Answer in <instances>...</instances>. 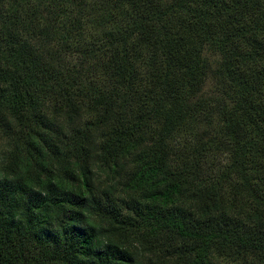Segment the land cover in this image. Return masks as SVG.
I'll use <instances>...</instances> for the list:
<instances>
[{"label": "trees", "instance_id": "16d2710c", "mask_svg": "<svg viewBox=\"0 0 264 264\" xmlns=\"http://www.w3.org/2000/svg\"><path fill=\"white\" fill-rule=\"evenodd\" d=\"M68 1H36L32 12L23 19L22 34L18 30L15 33L17 42L25 47H21L22 58L16 59L14 66L21 63L28 71L21 73L19 68L0 72V130L6 147L5 151L0 150V264H127L136 260L134 247L129 245L132 240L126 242V237L142 229L155 242L165 243V247L161 246L165 251L173 246L178 258L177 246L182 245L179 242L193 246H187L184 254L188 260L184 264H214L212 249L217 245L226 250L232 248L229 253L237 260L244 257L245 251H250L252 259H259L264 254V0H230L229 8L223 6L219 27L210 30L201 19L177 24L180 30L171 29L172 24L157 10L170 9L173 3V7L190 10L188 16L195 14L194 10L200 17L207 10L197 11L204 3L199 0H172L167 6L147 0L149 8L143 11L134 8L132 0H87L90 2L86 7L79 0H71L68 7L63 5ZM82 7L86 9L84 13ZM92 9L99 12L96 18L89 16L94 14ZM18 10L12 8L13 14L8 18L16 19ZM126 12L128 21L121 29L117 25ZM44 15L58 27L67 24L69 28L72 26L67 20L87 17L83 23L75 21L73 26L81 43L79 51L76 49L78 64L73 69H62L64 87L56 80L62 88L72 90L74 96L95 98L109 106L134 105L141 114L156 109L152 116L160 129L149 147L134 158L136 170L131 177L137 186L127 195L131 202L102 201L104 187L86 168L79 173L58 172V178L67 182L57 181L49 152L55 147L52 137L59 132L39 120L44 113L35 112L37 81L42 75H35L39 50L33 37H29L38 28L36 21L43 25ZM244 17L251 24L243 22ZM132 27L145 33L147 40L143 45L155 46L149 56L153 60L157 50L176 60L186 56L190 69L184 67V71L189 79L182 77V85L190 83L195 89L201 84L200 73L191 68L197 64L192 53L196 44L218 37L225 40L226 51H222L226 55L219 76L230 93L218 94L212 102L214 107L209 101L191 102L194 93L185 94V100L170 95L171 100H177L171 109L169 101L154 99L163 88H179L181 79L170 71L171 58L165 62L167 69L162 66L161 72L154 68V61L149 68H143L146 71L139 72L133 60L139 56L142 41L131 37ZM186 37L189 39L185 42ZM180 47L183 57L176 53ZM32 57L35 59L31 61ZM80 66H85L91 76L76 78L75 74L81 73ZM116 66L121 70L117 93L102 87L97 80ZM143 80L152 84L149 104L141 101ZM153 125L152 122L139 127L149 132ZM19 133L23 137L16 138ZM110 138L108 141L106 137L100 148L102 160L92 163V167L110 164L109 158L115 160L121 152L123 141L118 138L120 145ZM61 150L60 155L70 153L67 162L79 157V152L67 142ZM220 153L227 154V164L215 169L210 161ZM86 158L81 154L85 164ZM123 203L137 207L141 218L114 217L116 223L104 229L97 227L99 217L109 213L116 216ZM138 207L145 209L141 212ZM59 210L70 220L61 221ZM78 220L81 227L75 224ZM153 229L160 231L152 233ZM98 241L102 246H96Z\"/></svg>", "mask_w": 264, "mask_h": 264}, {"label": "rangeland", "instance_id": "374dc122", "mask_svg": "<svg viewBox=\"0 0 264 264\" xmlns=\"http://www.w3.org/2000/svg\"><path fill=\"white\" fill-rule=\"evenodd\" d=\"M36 1L38 0H23L20 5V0H0V72L16 71L20 70L19 68H22V70H20L21 73H23V71H28V69H26L27 66H23L21 63L17 68L14 66L15 60H20L22 58V52L20 51L22 49L21 47H25V44L17 42L19 39L16 38L15 33L18 30L20 31V35L22 34V25L24 23L23 19L32 12V9L36 5ZM132 1L134 8L136 7L142 11L149 8L147 3H145L147 0ZM152 1L155 3L159 2L160 4L162 2L165 6H167L169 2H172V0ZM229 1L230 0H199V3H204L197 11L207 10L205 13H200V17H198L196 11L194 10L193 13L195 14L188 16V14H190V10L185 7H173V3L170 4V9L165 8L164 11L162 9L157 10L160 11L159 13L162 12L161 17L164 18L168 24H172L171 29L177 27L179 28L180 25L177 24H192L194 20H198L197 22H200L201 19L208 30H210L219 27L218 19L221 16L220 14L224 13L223 6L226 5V8H229ZM88 2L90 1L79 0L81 6L85 7ZM211 2L216 3L213 5ZM69 3H71V0L63 5H67L68 7ZM10 4H12V6ZM12 8H19L18 13L16 14V19L8 18L10 14H13L11 11ZM82 9L84 13L86 9H84V7H82ZM91 11H93L94 14L89 16L96 18V15L99 12H97L96 9H92ZM127 12L126 14H123L122 19L124 20L119 22L117 27L120 26L121 29H123L125 23L128 21V19H126ZM43 18V25H40V22L36 21L34 24H37L36 27L38 28H35L33 34L29 36L33 37V44L38 47L37 49L39 50L36 57L39 58V66L35 67L34 72H36V76H39L40 74L42 75V79L37 81L36 107L38 110L35 109V112L39 111V114L44 113L42 118L38 117L39 120L45 122V126L54 128V130L59 132V135L52 137V143L55 147H53L52 151L49 152V155L53 159L52 164L54 168L52 169H54V172L56 173L57 181L59 183L66 181L58 178V172L74 170L76 173H79L81 169L86 168L91 172L93 171V177L96 178V183L100 182L101 187H104V192L100 194L102 201L108 202L111 200L112 203L114 202L115 204H119V200L125 199L126 202H131L132 200H130L127 195L137 186V183H135L131 177V173L136 170V165L133 163L134 158L137 154L142 152L143 149L149 147L150 143L157 137L160 129L152 116L156 109L148 110L149 112H147V114H144L143 112L142 114L144 115H142L140 113L141 111L134 105L127 107V105H116L112 102L113 104L109 106L104 101L99 103L95 98H83L80 95L74 96L70 93L72 90L67 92V89L62 88L60 85V82H62V84L64 83V77L61 74L63 71L62 69H73V66L78 64V48L81 43L79 36L77 35V31H75L73 26L77 22H85L87 17L78 19L74 18L72 21L67 20V22H69L72 26L70 28L67 27V24H62V27H58L55 23L51 22V18L48 15H44ZM9 22H12V24ZM243 22L251 24L248 17H244ZM116 24L117 23L115 22L114 26ZM114 26H111V28ZM107 28L110 30V25ZM130 32L133 39L139 38L142 41V43H140L142 47L141 50H139V56L138 58L134 57L135 59L133 60L136 62L139 72L146 71L143 68H149L153 61L155 64L154 68L161 72L162 66L164 68L167 67V65L165 66V62L168 61V58L172 59L170 71H172L174 76L176 74L181 79V83L178 86L179 88H173L172 91H167L163 88L161 90V94H156L154 96V99L163 98L166 101H169L170 109L171 107L175 108V103L173 101H177L176 99H170V95L173 94L185 100V94L188 95L189 93H194V97H192L191 102L194 100H201L212 103L216 101L218 94L224 93L225 91L230 93L227 89L226 82H224V80H222L219 76V71L224 64L223 60L226 55L225 48L227 47V43L225 40L222 41L221 38L218 37L217 39L201 40L198 44H196L192 53L197 60V64L191 68L196 70L197 73H200L201 84L198 89H195L194 85H190V83L182 85V77L189 79V76L184 71V67L190 69L186 63V56H184L183 59L178 58L176 60L174 56H171L170 54L168 55L167 52H160V50H157V57L153 60V58H150L149 56L153 55L155 46L150 43H148L147 46L143 45L146 43L145 40H147V38L144 37L145 33L134 27L131 28ZM188 39L189 37H186L185 42ZM223 49L225 51H222ZM179 51H181V47L177 49L176 53L179 57H183L182 53H179ZM34 59L35 57H32L31 61ZM29 70L33 71V68ZM79 72L81 73L75 74L76 78L81 76L83 77L82 79H84L86 78L85 76H91L88 74V69L85 66H80ZM120 72V67L116 66V68L110 73L97 80L100 82L102 87L106 86L115 90L117 93V90L121 88L118 83L120 81L118 78L120 76ZM65 78L67 79L68 77ZM126 79L128 80V76ZM56 80H59L60 82ZM220 80L222 82H220ZM143 81L144 82L140 85L143 88V91L140 94L142 98L141 101H145V103L147 102V104H149V90L151 89L152 84H150V80ZM155 85L157 88L159 87L158 83ZM61 89H63V92ZM211 106L214 107L216 104L212 103ZM122 107L124 109L120 110ZM182 107L183 106L180 108ZM125 108L126 111L123 112ZM15 122L17 121L15 120ZM152 122L154 123L152 127L153 129H150L149 132H145L143 131L145 128L139 127L145 126V124L149 125ZM110 136H112L115 140H118L119 138L123 141L121 145L118 140V143L122 146L121 152L117 154L115 160L113 157L109 158V162L111 161L110 164H94L96 166L92 167V163L97 160H102V150H100V148L104 145V139L106 137H109L108 141L111 140ZM20 137H23V134L19 133L16 138ZM2 138L4 139V134L0 130V150L5 151V140H2ZM2 141H4L3 144ZM65 142H67L69 147L72 145V148L76 150V152H79L77 153L79 154V157H72L70 162H67L66 160V157H68L70 153L60 155L62 152L61 145ZM172 143L174 145L177 144L176 142ZM81 154L88 156V158H86L87 164H85L84 160L81 159ZM214 159H212L210 163L214 162L215 169H223V167L227 164L228 156L226 153H220ZM70 185H73L72 187H76L75 183H70ZM136 208L137 207L129 206L128 203H123V205L118 207L116 216L115 214L110 213L106 215V217L101 216L96 221L98 224L96 225L97 227L99 226L101 229H104L110 226L111 223H116L114 217H118V220L124 217L141 218L140 213L136 210ZM144 209L145 208L138 207V210L141 212H143ZM69 218V215L62 213L60 220L64 221ZM75 224L78 227H81L80 225H82L79 220L76 221ZM156 230L157 229H153L151 232L156 233ZM157 231H160V229ZM143 235H145L144 238H142ZM149 235L150 234L147 230L142 229L139 233L126 237V242L132 240L129 245L131 248L134 247L132 250L133 254H135L134 257L136 260L135 262L127 264H175L174 262H176V264H184L186 260H188L187 255L184 254V252L188 250L187 246L189 245L187 242H179L182 245L177 246V249L180 250L178 258L176 252L174 253L173 246L165 251V248H162L161 246L165 247L166 244L164 243L163 245V242L160 241L155 242L153 239L147 237ZM123 238L124 237L120 238V240H123ZM114 239H117V237H114ZM107 243L108 241L105 242V244ZM96 246H102V243L98 241ZM212 251L215 258L214 264H264V254H260L259 259L257 258L255 260L249 256L250 251H245L246 254L244 257L237 260L229 253H232V248L226 250L222 246L217 245L213 246ZM181 255L183 258H180Z\"/></svg>", "mask_w": 264, "mask_h": 264}]
</instances>
